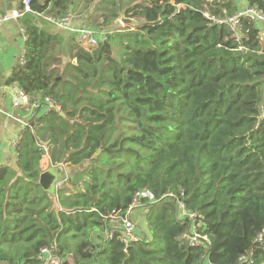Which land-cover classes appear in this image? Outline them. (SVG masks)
<instances>
[{"label": "trees", "instance_id": "1", "mask_svg": "<svg viewBox=\"0 0 264 264\" xmlns=\"http://www.w3.org/2000/svg\"><path fill=\"white\" fill-rule=\"evenodd\" d=\"M96 1L30 8L76 18ZM244 1L264 14V0ZM243 4L129 0L127 16L145 24L92 48L72 40L66 64L61 36L24 23L26 65L8 84L55 107L21 133L19 171L0 167V264H45L44 250L61 264H264V40L249 17L232 30ZM122 7L103 0L108 14L88 24L108 27ZM47 154L76 169L55 196L39 184ZM140 190L157 201L149 233L125 244L111 216L126 217ZM180 206L198 216L199 247Z\"/></svg>", "mask_w": 264, "mask_h": 264}, {"label": "crops", "instance_id": "2", "mask_svg": "<svg viewBox=\"0 0 264 264\" xmlns=\"http://www.w3.org/2000/svg\"><path fill=\"white\" fill-rule=\"evenodd\" d=\"M242 8H246L247 4L243 0ZM22 0H0V11L2 15L8 16L11 19L5 22L0 27V167H7L16 171L18 168V157L16 148L13 147L14 140L21 136L25 130L22 122H26L29 117L27 107L15 108L14 102L18 97V85L8 84L9 79L12 77L15 70L20 67L21 58L26 51V36L24 33L25 27L21 18H16L21 12ZM41 22L44 28L54 34L59 35L64 39V59L68 57V45L75 37L70 32L59 28L44 19ZM74 26H85L91 28L83 19L82 15L74 18ZM264 30V24L261 25ZM101 34V32H100ZM99 34V35H100ZM104 37L103 34L98 36ZM76 42V41H75ZM69 58V57H68ZM42 173L46 172L52 166L50 156L47 154L43 156L40 164ZM61 170L59 182L64 183L71 177L76 169L68 166H59ZM57 187V185H56ZM59 187L57 188V190ZM132 218H138L137 210L132 212ZM144 222L139 223L138 234H148L146 214Z\"/></svg>", "mask_w": 264, "mask_h": 264}, {"label": "built area", "instance_id": "3", "mask_svg": "<svg viewBox=\"0 0 264 264\" xmlns=\"http://www.w3.org/2000/svg\"><path fill=\"white\" fill-rule=\"evenodd\" d=\"M32 0H25L23 2L24 9L20 12V14L16 18H21V16L24 13H32L37 18H42L45 21L64 29L67 32H70L72 36L75 37L76 43L85 48H92L96 47L100 41H103L106 39V36L99 38L97 33L85 26H74V18L69 15L62 19H53L49 16H43L39 15L37 13H34L31 11L30 5ZM241 17H249L253 22H256L258 25L264 24V14L262 12H259L256 9L252 8H241L237 15L231 19L228 20V23L230 24L233 31H236V27L239 23V19ZM11 18L5 15H2L0 11V27L7 21H9ZM25 36L26 31L24 30ZM237 37V36H236ZM261 39L264 40V30L261 29ZM27 41V37H26ZM26 51L23 54V57L21 58L20 67H24L26 65ZM15 108H21V107H27L29 111V117L26 122H22V125L24 129L28 128L33 119H36L40 115L46 113L49 109L54 108V103L50 98L45 99H38L32 103L28 102V98L26 97L25 93L21 90H18V97L16 101L14 102ZM59 109V108H57ZM21 136H18L14 142L13 147L16 148L20 143ZM62 183H57V188L61 187ZM156 198L153 193H151L148 190H140L136 193L134 202L132 204V207L130 211L128 212L127 216L124 218H120L116 220L115 216H111L112 221H116L118 224H120L121 229L123 230L124 234L127 236L123 239V242L125 244H128L131 239H136L138 232V226L134 223V221L131 218L132 212L135 209L138 208H146L147 205L156 203ZM179 218L180 220H183L185 218H189L191 220V229L189 233H187L184 236L185 241L192 247H199L203 244L204 241L207 240L206 237L201 236L199 234V225L197 224L198 216L195 214H190L183 206H180L179 210ZM264 241V234H260L257 242L259 244H262ZM43 259L45 264H61L59 260L55 259L52 256V252L50 250H44L43 251ZM242 260H245L247 262L246 258H242Z\"/></svg>", "mask_w": 264, "mask_h": 264}, {"label": "water", "instance_id": "4", "mask_svg": "<svg viewBox=\"0 0 264 264\" xmlns=\"http://www.w3.org/2000/svg\"><path fill=\"white\" fill-rule=\"evenodd\" d=\"M119 16H120L119 22H120L121 26L124 28L130 27L133 29H137V28H139L145 24V21L138 20L136 18L128 17L127 16V10L122 11L119 14ZM21 20L23 22H32L34 25H36L39 28L43 27V24L41 23L39 18H37L34 14L29 13V12L24 13L21 16ZM73 64L77 65L76 59L73 61ZM59 80H61V79H59ZM21 89L22 88L20 86H18V90H21ZM62 116L65 117L64 114H62ZM60 174H61V170L58 167H51L46 172L41 173L39 184L42 186L44 191H46L47 193H49L53 196L56 195V193H57L56 185H57V183H59Z\"/></svg>", "mask_w": 264, "mask_h": 264}, {"label": "rangeland", "instance_id": "5", "mask_svg": "<svg viewBox=\"0 0 264 264\" xmlns=\"http://www.w3.org/2000/svg\"><path fill=\"white\" fill-rule=\"evenodd\" d=\"M80 0H77V2L79 3ZM110 4H114L116 2L117 6H125V7H122L119 9V12L124 10L125 8H128L129 6V0H107ZM141 2H147L148 3V0H141ZM103 3V0H97L96 3L93 5V7L91 9H86L82 15L83 19L86 20V22L90 23V21H93V22H96L97 21V18L98 16L97 15H93L95 13H100L101 15H107L108 12L104 11V10H99L100 8V4ZM128 5V6H127ZM106 7H108V5L106 4L105 5ZM83 9V8H82ZM80 11V9H79ZM118 12V13H119ZM91 17V19H90ZM39 20L41 22H44L43 20H41V18H39ZM106 20L105 18L102 16L100 17L99 19V23L97 24H91L89 26H91V29H93L98 36H100L101 34L107 36L115 31H117L118 29L120 28H124L121 26L120 22H119V19L118 20H114V22L112 24H109V26L107 27L106 24H105ZM104 23V28L101 29L99 28V24H102ZM127 28H130V27H127ZM101 32V34H100ZM100 34V35H99ZM118 51V49H117ZM63 61H64V64H66L68 61H69V58L67 57L66 59L63 58ZM137 210V213H138V218L135 220L134 218H132V220L134 221V223L139 226V223L141 224V222H144V216L145 214H147V209L146 208H138V209H135ZM134 210V211H135Z\"/></svg>", "mask_w": 264, "mask_h": 264}]
</instances>
